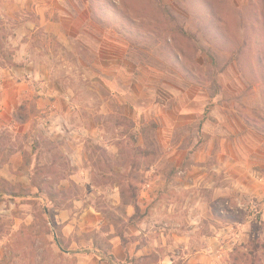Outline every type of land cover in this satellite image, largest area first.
Instances as JSON below:
<instances>
[{"label": "rangeland", "instance_id": "obj_1", "mask_svg": "<svg viewBox=\"0 0 264 264\" xmlns=\"http://www.w3.org/2000/svg\"><path fill=\"white\" fill-rule=\"evenodd\" d=\"M69 2L0 132V264H264V0Z\"/></svg>", "mask_w": 264, "mask_h": 264}, {"label": "crops", "instance_id": "obj_2", "mask_svg": "<svg viewBox=\"0 0 264 264\" xmlns=\"http://www.w3.org/2000/svg\"><path fill=\"white\" fill-rule=\"evenodd\" d=\"M68 2L69 0H0V5L6 3L10 6L9 12L0 11V19L14 21L10 24L13 25L12 31L7 32V38L11 41L13 45L11 47L15 52L14 62L10 63L6 57L0 56V63H3L0 67L8 70L9 73V76L3 79V83H0V132L11 133L9 136L11 140H14L16 135L25 134L30 129L29 126L19 124L13 119L14 109L21 104L28 93H32L31 95L42 93L40 85H37L38 81L34 80L38 76L33 78L31 76V79L22 78L20 69H37L45 64L42 57L46 54V50L38 49L40 52L38 56L37 47L33 43L34 38L62 36L65 34V30H68L69 27L72 28L74 19L68 18L63 11V5L68 4ZM76 23L78 24V22ZM9 70H14L15 74ZM20 152L15 151L9 159L3 162L5 168L1 169L0 175L4 178L11 179L15 176V172L8 167L22 163L23 155ZM25 177L23 176V178ZM148 186L150 187V185ZM116 247H118L117 244L110 252L115 257L118 254L115 250ZM120 249H122L124 256L128 255L122 246ZM103 256L105 254L101 255V257Z\"/></svg>", "mask_w": 264, "mask_h": 264}, {"label": "trees", "instance_id": "obj_3", "mask_svg": "<svg viewBox=\"0 0 264 264\" xmlns=\"http://www.w3.org/2000/svg\"><path fill=\"white\" fill-rule=\"evenodd\" d=\"M132 206L135 208V211L139 209L137 204H132ZM56 241H57L59 246H62V243L59 240H56ZM109 260L110 261H114L115 260V256L113 254H109Z\"/></svg>", "mask_w": 264, "mask_h": 264}]
</instances>
